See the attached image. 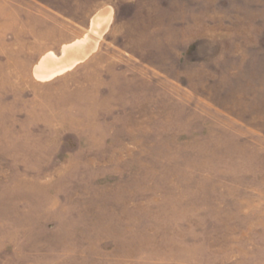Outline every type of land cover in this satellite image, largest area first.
<instances>
[{
  "label": "rangeland",
  "instance_id": "1",
  "mask_svg": "<svg viewBox=\"0 0 264 264\" xmlns=\"http://www.w3.org/2000/svg\"><path fill=\"white\" fill-rule=\"evenodd\" d=\"M0 264H264V0H0Z\"/></svg>",
  "mask_w": 264,
  "mask_h": 264
},
{
  "label": "bare ground",
  "instance_id": "2",
  "mask_svg": "<svg viewBox=\"0 0 264 264\" xmlns=\"http://www.w3.org/2000/svg\"><path fill=\"white\" fill-rule=\"evenodd\" d=\"M102 17L103 22L106 13ZM98 39L97 36L89 33L81 40L65 45L61 56L50 52L43 57L41 63H39L40 65L34 70L36 76L41 80H49L72 69L96 49Z\"/></svg>",
  "mask_w": 264,
  "mask_h": 264
},
{
  "label": "crops",
  "instance_id": "3",
  "mask_svg": "<svg viewBox=\"0 0 264 264\" xmlns=\"http://www.w3.org/2000/svg\"><path fill=\"white\" fill-rule=\"evenodd\" d=\"M106 13L105 21L102 22V16ZM111 20V11L106 10L105 12L98 14L93 19V25H92V32L97 37H100V35L107 29V25L109 24Z\"/></svg>",
  "mask_w": 264,
  "mask_h": 264
}]
</instances>
